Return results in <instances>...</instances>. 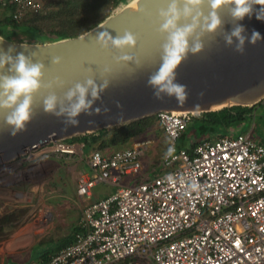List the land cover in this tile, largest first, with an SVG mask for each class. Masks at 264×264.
Returning a JSON list of instances; mask_svg holds the SVG:
<instances>
[{
	"label": "built area",
	"instance_id": "built-area-1",
	"mask_svg": "<svg viewBox=\"0 0 264 264\" xmlns=\"http://www.w3.org/2000/svg\"><path fill=\"white\" fill-rule=\"evenodd\" d=\"M2 5L16 8L15 21L25 8L40 9L39 0ZM154 116L164 153L169 144L175 152L163 153L160 172L140 182V143L85 155L82 143L55 141L17 160L28 163L22 170L64 159L84 163L78 197L90 198L97 186L114 189L83 208L80 232L46 264H264V146L239 130L177 148L192 116Z\"/></svg>",
	"mask_w": 264,
	"mask_h": 264
},
{
	"label": "water",
	"instance_id": "water-1",
	"mask_svg": "<svg viewBox=\"0 0 264 264\" xmlns=\"http://www.w3.org/2000/svg\"><path fill=\"white\" fill-rule=\"evenodd\" d=\"M160 7H166L163 0H121L112 14L85 32L42 43L12 42L0 36V49L14 46L16 52L34 53L33 61L45 64L43 83L55 77L65 81L64 88L55 89L58 96L73 83L89 77L97 84L109 81L92 105L100 111L92 115L81 113L76 126L66 127L63 118L43 111L41 96L46 94L44 89L34 94L33 115L25 130L12 135L0 113V167L49 143L119 128L159 112L193 117L233 106L253 107L264 99V21L257 20L255 13L251 18L246 16L238 21L244 25L246 35L258 31L262 39L255 44L246 41L244 53H237L226 46L222 38V31H230L233 27L226 7L219 9L222 27L206 36L204 48L196 54L188 53L175 70L176 81L186 86L185 102L178 104L175 97L168 96L157 99L147 80L159 66L163 43V36L158 31ZM203 9L207 13L206 3ZM125 31L136 37V45L123 51L138 57L139 67L132 62L117 63L115 57L121 53L103 49L97 43L98 35L109 32L116 37ZM53 57H60V63H53Z\"/></svg>",
	"mask_w": 264,
	"mask_h": 264
},
{
	"label": "clouds",
	"instance_id": "clouds-1",
	"mask_svg": "<svg viewBox=\"0 0 264 264\" xmlns=\"http://www.w3.org/2000/svg\"><path fill=\"white\" fill-rule=\"evenodd\" d=\"M166 7H160L159 33L163 36L160 45L159 66L152 72L147 84L153 89L157 99L164 96L175 97L178 104H183L187 97L186 86L176 81V68L188 53L196 54L204 48V39L214 34L222 27L219 9L226 7L233 21L230 31H222V38L226 46L232 47L235 52L243 54L245 43L255 44L261 40V34L253 31L246 35V29L238 21L246 16L249 18L255 13L256 19L264 21V0H163ZM207 4L205 13L203 6ZM258 6V7H257ZM97 43L103 49L116 50L121 54L115 57L117 63H135L140 66L139 58L123 50L134 48L136 37L128 31L122 36L113 37L109 34L98 35ZM24 47V45H21ZM15 52V55L13 53ZM31 55L16 52L14 46L7 50L0 49V113H3L4 124L11 128L12 135L25 130L26 124L33 115L34 94L44 89L41 102L43 111L58 118H63L66 127L79 124L77 117L81 114L92 115L99 112V108H92L94 102L108 86L104 80L97 84L89 77L84 81H77L58 96L55 89L64 88L65 81L59 77L43 83L45 64L34 62ZM60 57H53L52 62L60 63ZM107 71V69H106ZM175 147L169 144L164 156H172ZM171 180L172 177H169ZM189 188L196 190L198 185L189 183Z\"/></svg>",
	"mask_w": 264,
	"mask_h": 264
},
{
	"label": "rangeland",
	"instance_id": "rangeland-1",
	"mask_svg": "<svg viewBox=\"0 0 264 264\" xmlns=\"http://www.w3.org/2000/svg\"><path fill=\"white\" fill-rule=\"evenodd\" d=\"M60 1L39 0L40 9L37 13L25 8L21 12V18L15 21L12 15L16 8L3 6L2 0H0V20L7 17L11 25L20 27L34 19L31 23L36 26L42 37L46 35L52 38L54 36L49 34L67 29L68 24L71 27L75 25L70 23L71 18H66L72 16V10L62 11L59 7ZM107 1L111 6L113 1ZM116 7L117 5L110 7L107 17L115 11ZM79 12L82 11L79 10ZM83 20L84 18L79 20L81 25H84ZM75 23L78 22L75 20ZM75 26L78 29L79 25ZM8 36L12 42H45L36 37L29 39L25 33H13ZM251 108L253 109L249 120L236 127H230L227 131L229 133L239 130L247 132L251 139L264 146V99ZM140 120L146 122V127L141 134L131 139L126 145H111L107 149L115 151L140 143L143 155L141 156L142 168L139 176L145 179L161 169L166 138L154 115ZM114 129L118 128L108 131ZM221 134L219 133V135ZM191 137L192 135H188L178 142L185 147L189 146L193 141ZM107 140L109 141L110 137H107ZM90 147L84 150L85 155L93 150ZM22 169L15 161L0 169V219H8V222L0 228V264L3 261L4 264H39V260L45 252L54 250L57 242L70 236L87 204L97 200L96 196L114 190L110 186L102 185L93 190L90 198L78 197L76 184L83 166L79 162L69 159ZM121 181L127 183L129 178L124 177Z\"/></svg>",
	"mask_w": 264,
	"mask_h": 264
},
{
	"label": "trees",
	"instance_id": "trees-1",
	"mask_svg": "<svg viewBox=\"0 0 264 264\" xmlns=\"http://www.w3.org/2000/svg\"><path fill=\"white\" fill-rule=\"evenodd\" d=\"M113 3L111 6L108 3L107 0H61L59 2V7L62 11L72 10L71 17V24L74 23L75 25H79L78 29L75 28V25L68 24L67 29L60 30L59 32H55L53 34L54 37L50 38L45 35V37H42V34L39 33L36 26L32 25L31 21L26 22L23 26H18L14 24H10L9 19L5 17L3 20H0V35L6 39H11L8 34L13 33H25L29 36V39L32 38H38L42 39L43 41L52 40L53 38H65L69 36H74L82 31L91 28L92 26L99 23L101 20H103L110 12V7L118 5L121 0H112ZM63 2V3H62ZM82 11V12H79ZM86 17V18H85ZM81 18H84L82 23L84 25H81ZM36 19V18H35ZM75 20L79 23H75ZM29 23V24H28ZM83 26V28H82ZM251 107H241V106H233L229 108H224L218 112H208V113H202L200 115L194 116L191 118L190 123L186 127V129L183 131L180 138L177 140L176 146L177 148H189L199 142H201L204 139H209L213 137L219 136V133L223 134L227 131L230 127H236L239 124L247 121L250 119ZM146 127V122L144 120H138L131 122L130 124L124 125L121 128L114 129L112 131L103 130L98 132L94 135H88L83 136L80 138H74L71 140H68L67 142H79L82 143L84 148L83 151L90 147V149L93 150H99L104 153H110L112 151H109L107 148L111 145H126L129 143V141L135 137H137L139 134H141ZM192 135V142L189 146H184L178 141L182 138H185L186 136ZM196 135V136H195ZM107 137H110V140H107ZM124 149V148H121ZM118 150V149H116ZM154 172V175L159 173ZM144 180L143 177L138 176L135 178V181H142ZM106 194L96 196V199L105 197ZM8 222V219L2 218L0 219V228L2 225L6 224ZM80 227L76 225L70 236L62 241L57 242V246L54 250L45 252L43 256L40 258L39 264H46L49 260V257L52 253L55 251L60 250L61 248L65 247L67 244L71 243L74 234L77 232H80ZM9 257V256H8ZM4 264V262H3Z\"/></svg>",
	"mask_w": 264,
	"mask_h": 264
},
{
	"label": "flooded vegetation",
	"instance_id": "flooded-vegetation-1",
	"mask_svg": "<svg viewBox=\"0 0 264 264\" xmlns=\"http://www.w3.org/2000/svg\"><path fill=\"white\" fill-rule=\"evenodd\" d=\"M17 165H19L20 167H25L26 165H28V163H26L24 161V159L20 160V162L18 161H15Z\"/></svg>",
	"mask_w": 264,
	"mask_h": 264
},
{
	"label": "crops",
	"instance_id": "crops-1",
	"mask_svg": "<svg viewBox=\"0 0 264 264\" xmlns=\"http://www.w3.org/2000/svg\"><path fill=\"white\" fill-rule=\"evenodd\" d=\"M80 165L83 166V169H82V170L87 169V168H86V165H85L84 163L80 162ZM78 222H79V221H78ZM78 222H77V224H78ZM77 224H76V225H77ZM3 262H4V261H3ZM3 262H1V264H3Z\"/></svg>",
	"mask_w": 264,
	"mask_h": 264
},
{
	"label": "bare ground",
	"instance_id": "bare-ground-1",
	"mask_svg": "<svg viewBox=\"0 0 264 264\" xmlns=\"http://www.w3.org/2000/svg\"><path fill=\"white\" fill-rule=\"evenodd\" d=\"M134 4H135V2H133L132 4H131V7H133L134 6ZM217 108H219V107H215L214 109H217ZM7 164H5V165H3V166H1L0 167V169L2 168V167H5ZM9 165V164H8Z\"/></svg>",
	"mask_w": 264,
	"mask_h": 264
}]
</instances>
